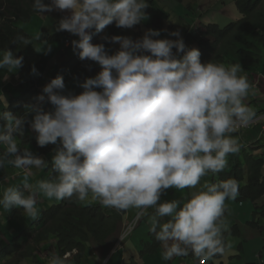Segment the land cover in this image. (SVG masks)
I'll use <instances>...</instances> for the list:
<instances>
[{
	"label": "clouds",
	"instance_id": "1",
	"mask_svg": "<svg viewBox=\"0 0 264 264\" xmlns=\"http://www.w3.org/2000/svg\"><path fill=\"white\" fill-rule=\"evenodd\" d=\"M148 7L147 0H32L36 14L67 13L56 31H67L78 40H65L62 52L72 45L80 60L96 62L101 71L79 84L83 89L79 95L63 94L64 78L57 76L42 89L47 97L39 96L23 116L0 113L5 121L0 128V169L11 166L25 176L22 188L3 191L0 206L6 211L22 209V215L33 220L40 215L41 194L56 201L91 199L105 208L127 211L126 215L135 209V219L126 227L125 218L110 253L127 244L122 241L153 209L149 231L161 243L165 261L191 253L196 260L209 262L231 248L224 235L226 201L237 199L239 182L234 178L205 182L185 201L161 202V196L169 188L195 189L202 177L223 172L229 155L242 147L232 134L264 117L246 103L255 87L240 63H202L198 49L185 50L179 31L170 33L174 40L156 39L161 31L153 29L135 41L105 36V41L119 44L111 55L103 39L92 43L93 35L113 23L131 29L145 21ZM11 44L18 50L31 40L17 34ZM23 59L9 47L0 49V70L13 73L23 66ZM31 71L36 74L34 66ZM0 103L7 108L3 94ZM45 103L54 111L46 112ZM26 124L36 133L39 147L56 145L50 161L54 175L36 184L27 178L32 169L48 162L18 145ZM70 254H52L47 264H67Z\"/></svg>",
	"mask_w": 264,
	"mask_h": 264
},
{
	"label": "trees",
	"instance_id": "2",
	"mask_svg": "<svg viewBox=\"0 0 264 264\" xmlns=\"http://www.w3.org/2000/svg\"><path fill=\"white\" fill-rule=\"evenodd\" d=\"M48 3L49 0H44ZM149 7L145 9L146 18L149 26L153 30L161 31V39L173 40L172 32L176 26L169 27V14L159 7L156 2L147 0ZM32 0H0V49L9 47L12 51L17 47L12 45L11 41L17 34H23L27 38L32 39L28 33V24L34 16H38L31 9ZM236 6L242 15L238 21L231 22L226 27L222 28L215 23H208L198 26H192L185 33L183 40L186 46L185 50L196 48L200 51L201 62L206 63L215 61L228 64L240 63L244 72H246L248 80L255 82L258 77V70L264 63V0H236ZM190 9V8H189ZM47 13L41 15L46 16ZM190 25V24H189ZM115 23L106 26L104 30L115 32L113 29ZM121 29V28H120ZM108 32V37L111 36ZM105 37V36H104ZM42 40L47 52L49 44H62L65 42L61 34L43 35ZM103 44L109 43L102 40ZM52 52L47 56L55 54L63 55L58 48H52ZM175 51V49L173 50ZM183 53H180L178 58H181ZM101 71L100 66L96 62L90 60H80L78 52L71 59H68L60 66L57 75L52 72L53 77L62 76L65 84L76 81L83 82L86 78H94ZM0 75H3L0 73ZM2 77H0L1 79ZM22 88V89H21ZM18 91H15L12 97L8 100L9 106L2 107V112H10L14 116H23L28 106L37 103V98L47 94L43 93L38 83L23 85ZM8 104V103H7ZM46 111H54L51 104L43 105ZM31 119V117H29ZM5 124L4 119L0 116V128ZM29 125H25V134L23 137H17L18 145L24 147H35L38 151L48 156L53 152V147L47 145L39 147L36 140L28 132ZM236 136V135H234ZM253 150L252 146H249ZM250 148L242 145L241 150L236 157H232L227 168L214 175L211 183H218L221 180L234 178L239 182V196L237 199L227 206L226 219L233 213L234 218L239 221L238 210L233 209L234 204H251L253 211V220L247 221L248 217L244 214L245 222L252 228H261L264 236V203L261 207L264 198V155L263 153L256 155ZM258 151V150H257ZM49 178L54 175L49 164ZM210 183V184H211ZM175 189L171 188V194ZM169 194V197L172 195ZM1 197V195H0ZM236 211V215H234ZM250 211H244L250 212ZM127 211L118 212L112 208H105L98 201L91 199L84 202L75 200H61L59 203H52L44 210L40 219L36 220V227H32V223L25 225L23 232L13 239L11 243L4 249L0 248V264L9 257L18 254L17 262L30 260L35 254L36 245L39 249L46 248L45 241L55 242L57 254L66 256L67 254L76 255L69 259V262L76 264H86L88 249L91 248V242L100 244L103 249L109 247L117 241L118 234L124 226ZM263 216V217H261ZM168 218H166L167 220ZM38 226L42 228L39 229ZM239 226L235 225L225 235L226 242L230 234L238 235L240 233ZM264 238V237H263ZM32 240L33 243L31 242ZM27 246L29 250L23 251L22 247ZM222 255L216 256L214 259H220Z\"/></svg>",
	"mask_w": 264,
	"mask_h": 264
},
{
	"label": "rangeland",
	"instance_id": "3",
	"mask_svg": "<svg viewBox=\"0 0 264 264\" xmlns=\"http://www.w3.org/2000/svg\"><path fill=\"white\" fill-rule=\"evenodd\" d=\"M152 2H156L159 5V7L164 9L169 14V18H170L168 22L169 27L172 25L174 26L177 20L184 22L180 26L176 24V29L179 32H181V30L184 28L185 23H187L188 25L190 24L188 26V29L191 28L192 23L193 26L196 27L198 25L208 24L212 22L224 28L231 22L238 21L242 17L236 6V0H152ZM187 5L191 6L189 7L190 9L187 7ZM185 9H187L188 12H186ZM190 11H192V13L195 16L192 15ZM65 15H67L66 12L53 11L47 13V15L44 17H42L41 15L34 16L31 22L28 24L27 26L28 33L32 37V39H30L31 44L20 47L18 50L17 48L13 50L15 56L24 57L23 66L19 70L13 73H6V71L0 70V73L3 74L0 75V77H2L0 79V94H3L6 97L8 103L7 107L9 106L8 100L12 97L15 91H18L23 85H29L30 82H33V84L38 83L40 89H43V87L47 83H49L55 75L58 74L57 71H59L60 66L63 63H65L66 58L71 59L77 53V51L76 52L73 51V47H72L70 50H67L63 55L59 54L57 57L55 54H52L51 56L47 57L48 54L47 52H45L46 49L43 46L44 43H46L42 40L43 35H45V33L52 34V30H56L59 21ZM141 26L142 23L135 25L134 28H136V30L139 32ZM57 33L62 35L63 40H65V37H69L71 41L78 40L77 36L72 35L67 31H57ZM37 37H39V39H37ZM33 66L36 69V74H32L31 70ZM54 71L56 72L55 75L52 74V72ZM259 72H260V68L258 70V73ZM5 76H7L6 79ZM249 82L254 87L258 83V87L256 89L260 93V98L253 96L254 100H251V102H249L250 104L248 102L247 103L250 106L256 104L258 106L264 107V87L261 85L260 79L257 77V80L255 82H252L250 80ZM78 84H79L78 80H76L73 83L65 84L66 88L63 94L67 95L70 93L72 95H79L83 90H81V88L78 89ZM248 99L249 98H247V101ZM3 106H4L3 103H0V113H2L1 109ZM46 112H51V111H46ZM252 127L254 128L255 126L253 125ZM28 132L36 140V133L33 130H31L30 126L28 128ZM232 135H236V133H233ZM262 137L263 139L260 140V143L262 144V149L264 150V134L262 135ZM49 145H51L53 149L56 147V145H52V144ZM248 148L250 147L248 146ZM260 148L261 147L254 148L257 149L258 151L253 150L252 148H250V150L256 155V153L259 152ZM29 150L32 151L34 155L42 157L46 162H48V166H49L51 159H48L45 155L41 154L38 151V149L33 146L30 147ZM262 155H264V153ZM231 156L236 157V154L229 155L228 157L229 161ZM48 166L41 168L42 172L40 173L42 177H39V179L36 180V177L32 172L33 174L27 178V182L30 184H36L40 180L43 179L47 180L49 177ZM12 170L14 171V173H10V171ZM1 173L5 175V177L9 176V179H6L4 182H2L3 184L1 183L0 180L1 197L3 191L7 187H21L25 182V176L23 170H18L11 166H6L5 168L1 169ZM0 178L4 180L2 177ZM213 178L214 175H212L211 173L202 177L200 184L197 186V188L189 189L190 193L201 189L203 184L205 183V179L206 182L210 184ZM9 182L11 183L8 184ZM168 190L171 191V188H169ZM174 193H177L176 189ZM182 197L186 198L184 196V190L180 191V194L177 197L175 196L173 199H178ZM55 202L59 203L60 201H56L55 199L49 200L41 194L38 197V203H37V207L40 210V215L38 219L41 218V216L44 213V210H46L50 206V204ZM232 202L233 201L231 202L226 201L227 206L230 205ZM261 202L262 203L258 204L259 207H261V205L264 203V198L261 200ZM243 207L246 208V211L252 210L251 204H245ZM241 209H242L241 206L237 207L238 211H241ZM148 211H151V209H149ZM135 212H136L135 209L128 210V213L126 215V224H127L126 227L130 225V222L135 218ZM244 214L246 217H248L246 219V222L250 220L252 222L253 211L242 213L241 216H243ZM234 215H236V211H234ZM166 218H163L164 222H166ZM36 220L23 216L22 209L13 208L11 211H6L2 208V206H0V248L4 249L11 243H14L13 239L19 236L23 232L25 225L28 224L29 222L32 223V227L35 228ZM230 220L231 219H227L228 231H230L231 227L235 225L232 224ZM236 224L241 228L243 232V236L242 238H238L237 242L231 243V248L228 250L222 262L227 263L228 258L237 256L239 254V245L243 243L245 245V249L242 252V256L244 257V263L255 264L257 262V258H259L261 255L262 256L264 255L263 254L264 238H262L264 236L261 232V228H257V229L252 228L247 223L236 222ZM262 225L264 226V224ZM38 228L41 229L42 227L38 226ZM134 234H135V238L134 240H132ZM134 234L126 238L124 241H122L124 245L127 242L125 248H131L134 244L140 243L141 240L150 238L146 232V229L141 225H139L138 229L134 232ZM33 241L34 240H32L31 242L33 243ZM45 244L47 245L46 248H42V249H39L37 245L35 246L36 247L35 254H37L38 256H34V257L32 256L30 260H26L18 263L17 257H19V255L15 254V256L9 257L1 264H47L49 257L52 254H57V249L55 247V242L52 243L51 241L46 240ZM90 244L92 247L88 249L87 257L89 259L92 258L93 260H95L96 261L95 264H102V262L104 261L103 259L107 255L106 252L104 251L103 253H101L104 249L100 244L95 242H91ZM22 249L25 252L29 250V248L26 245L23 246ZM72 257L74 258L76 257V255L70 254L68 257H66L67 264H76L69 262V259ZM222 262L218 264H222ZM208 263L209 262L207 260H205V263L204 261L200 262V264H208ZM86 264H92L91 260H87Z\"/></svg>",
	"mask_w": 264,
	"mask_h": 264
},
{
	"label": "crops",
	"instance_id": "4",
	"mask_svg": "<svg viewBox=\"0 0 264 264\" xmlns=\"http://www.w3.org/2000/svg\"><path fill=\"white\" fill-rule=\"evenodd\" d=\"M187 7L189 8L191 6L187 5ZM185 11L188 12L187 9H185ZM190 13H192V11H190ZM192 15H194V14L192 13ZM141 23H142V26H141L139 32L134 27L128 30V29H123V28L120 29V28H117L116 26L113 29L115 32H112V31H108V32L112 33L111 36L129 37L135 41L137 39H140L143 36L145 31H147L148 29H151L147 20L142 21ZM183 23L184 22L177 20V22L174 25L176 26V24H178L180 26ZM188 26L189 25L187 23L184 24V28H183L184 30L182 29L180 32V34L182 33L181 34L182 38L184 37L185 33L187 32ZM175 31H177L176 28H175ZM108 32H107V30H103L98 34L93 35L92 40L95 37H96V39L93 40V42L91 40V42L93 44H100L99 42L104 38V36L108 37ZM52 33L57 34V31L52 30ZM175 38L176 37L173 36V40ZM67 39H70V38L65 37V40H67ZM156 39H161V37H156ZM49 45H50V49L58 48L62 51L64 48V43L57 44L56 47L54 46L55 44H49ZM104 45H105V48L110 55L115 54V52H117L119 50V44L118 43H110L109 42V43L104 44ZM71 48H72V45L69 48H67V50H70ZM77 51H79V50H77ZM51 52H52V50L47 51V54L49 55V53H51ZM66 60H68V58H66ZM258 74H260V75H258V78L260 79L261 85L264 87V64H262V66L260 68V72ZM73 82H75V81H73ZM73 82H71V83H73ZM80 83H82V82H79V84ZM79 84H78V89H80ZM81 90H83V89L81 88ZM253 96L260 98V93L256 88H254L253 91L249 94V96L247 97L249 99H248V101L246 100V103L247 102L249 103V102H251V100H254ZM251 107H253L255 109L258 117H264V107L258 106L256 104L252 105ZM253 125L255 126L254 128L252 127ZM256 131H258V132H256ZM263 134H264V118H259V119H257V121L255 123L250 125V127L242 128L238 132H236V136H238L240 138V142L242 145H244L246 147L252 146L253 148L261 147L259 149V152H258L259 154L264 153V150L262 149V144L260 143V140L263 139V137H262ZM52 155H53V152H51L47 156V158L51 159ZM32 172L34 173L36 180H38L39 177H42V175L40 173V172H42L41 169H32ZM10 173H14V171L12 170V171H10ZM0 177H2L4 179V180H2L0 178L1 183L4 182L6 179H9V176L5 177V175H3L1 173V169H0ZM48 179H49V177H48ZM205 182H206V179H205ZM10 183L11 182H9L8 184H10ZM22 186H21V188H22ZM180 191L181 190H177L176 195L175 194L172 195L170 190L167 189L166 192L161 196V202L173 200V198L175 196L177 197L180 194ZM169 194H171L172 196L169 197ZM184 196L186 198L182 197V198H178L176 200L185 201L187 199H190L191 193H190L189 189H184ZM233 203H234V201H233ZM244 205L245 204H239V205L234 204L233 209H236L238 206H241L242 209H241V211H238L239 221H237L234 218L233 213H232V216L230 215L228 217V219H231L230 221L232 224L237 225L236 222L246 223L245 219H244V215L241 216L242 213H244V211H246V208L243 207ZM153 212H154V210L151 209V211H148L149 215L144 216L139 220V222H140L139 225L143 226L146 229V232L150 238H146V239L141 240L140 243L134 244L131 248H125V246H126L125 245L123 248H120L113 253H110L109 249L103 250L101 253H103L105 251L107 255L103 259L104 261L102 262V264H200V261L194 259L193 256L191 255V253L187 257H174L172 260H169V261H165L162 258V253H163L164 249H163L161 243L156 241L154 239L153 235L149 231L150 225L148 223V218L151 214H153ZM163 222H164V220L161 221V223H163ZM233 227H231V229ZM239 229H240L239 230L240 233L238 235H233V234L229 235L228 244L231 245L232 242H237L238 238H242L243 232H242L240 227H239ZM134 238H135V234L133 235L132 240H134ZM244 249H245V245L243 243H241L239 245V254L235 257L228 258L227 263L222 262V261H223L225 255L227 254L228 251L224 255H222V257L220 259H213L212 261H209L208 264H218L220 262H222V264H245L244 263V257L242 256V252ZM263 254H264V252H263ZM90 259H91L92 264H95L96 261L93 260L92 258H90ZM255 264H264V255L263 256L261 255L259 258H257V262Z\"/></svg>",
	"mask_w": 264,
	"mask_h": 264
},
{
	"label": "built area",
	"instance_id": "5",
	"mask_svg": "<svg viewBox=\"0 0 264 264\" xmlns=\"http://www.w3.org/2000/svg\"><path fill=\"white\" fill-rule=\"evenodd\" d=\"M67 43H69V41H68ZM257 87H258V85L256 84V85H255V88H257ZM249 127H250V126H249ZM247 128H248V127H247ZM204 263H205V261H204Z\"/></svg>",
	"mask_w": 264,
	"mask_h": 264
}]
</instances>
